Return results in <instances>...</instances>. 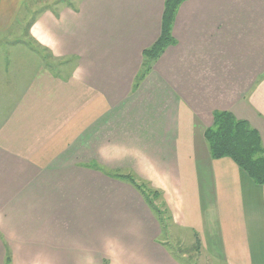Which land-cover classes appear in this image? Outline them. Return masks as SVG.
Returning a JSON list of instances; mask_svg holds the SVG:
<instances>
[{
  "label": "crops",
  "instance_id": "1",
  "mask_svg": "<svg viewBox=\"0 0 264 264\" xmlns=\"http://www.w3.org/2000/svg\"><path fill=\"white\" fill-rule=\"evenodd\" d=\"M27 1L0 0V34ZM75 1L0 46V264L4 244L12 264H180L140 194L90 162L147 181L222 264H264V186L204 139L225 111L264 150V0L182 3L137 88L165 0Z\"/></svg>",
  "mask_w": 264,
  "mask_h": 264
},
{
  "label": "trees",
  "instance_id": "2",
  "mask_svg": "<svg viewBox=\"0 0 264 264\" xmlns=\"http://www.w3.org/2000/svg\"><path fill=\"white\" fill-rule=\"evenodd\" d=\"M185 1L187 0H165L160 35L152 46L142 52V65L135 88L149 74L165 50L176 45L172 28L177 10ZM204 139L212 159H231L256 185L264 186V150L259 134L246 121L236 119L229 112L215 111L211 127L204 132ZM112 178L129 184L142 196L165 235L167 227L165 221L171 222V217L163 201L160 205L161 209L153 203L158 196L161 199L159 192L146 189L145 185L139 184L133 175H113ZM194 236L196 244L199 245L197 236L195 234ZM4 264H11L9 257H5Z\"/></svg>",
  "mask_w": 264,
  "mask_h": 264
},
{
  "label": "rangeland",
  "instance_id": "3",
  "mask_svg": "<svg viewBox=\"0 0 264 264\" xmlns=\"http://www.w3.org/2000/svg\"><path fill=\"white\" fill-rule=\"evenodd\" d=\"M75 3H76L75 0H29L27 1L25 3L26 5L21 9L20 14L18 15V18H16L14 23H12L9 26L10 32H8V34H0V46L8 47L9 46L8 44L11 42L29 43L27 40L28 29L33 24L34 22L33 20L36 18V16H38L41 12H43L46 9H50V8L60 9L65 5H69V4L74 5ZM2 54L3 53L0 52V59H2ZM40 59L42 63L43 61L51 60L50 56L45 52L41 53ZM88 168L95 169V170L98 169L104 172L105 174H108L110 178H112L113 175H133L139 184L145 185L146 189H149L151 192L157 191L156 189H153L147 181L140 179L136 174L129 172V171H115L113 169L107 170V169H103L102 167H99L97 163H92V162L89 163ZM114 180H117V179H114ZM159 194L161 195V199L158 196L159 198L157 197L153 201V203L158 209H161L160 205L163 201V198L160 192ZM164 219L166 220V216H164ZM165 222L168 227V228L166 227L167 233L165 235L162 233V235L160 236V240L165 243V247L170 252V254L176 257L177 259H179L178 261L180 262V264H222L221 261H218V259L212 257L205 250L203 243L202 245H200V241H199V245L196 244L195 236L192 233L177 228L170 221L168 222L165 221ZM160 230L162 232L161 228ZM4 246L6 247L5 257L6 256L9 257L11 260V264H12V257H11L10 251L8 250V246L6 244H4ZM17 263L18 261H15V264ZM101 264H110V262L104 259Z\"/></svg>",
  "mask_w": 264,
  "mask_h": 264
}]
</instances>
